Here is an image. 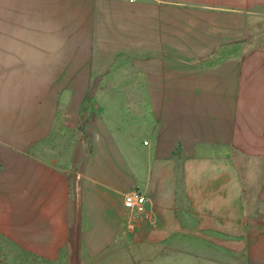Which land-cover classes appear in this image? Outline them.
<instances>
[{
  "label": "crops",
  "instance_id": "crops-1",
  "mask_svg": "<svg viewBox=\"0 0 264 264\" xmlns=\"http://www.w3.org/2000/svg\"><path fill=\"white\" fill-rule=\"evenodd\" d=\"M249 2L0 0L9 68L26 61L45 92L69 94L124 76L147 99L135 105L133 133L121 111L115 119L83 104H24L22 140L1 120L0 234L42 253L63 247V228L82 253L127 228L159 247L176 236L237 237L245 160L262 171L248 198L264 206V104L245 93L258 69L238 55ZM131 190L145 198L144 214L124 207Z\"/></svg>",
  "mask_w": 264,
  "mask_h": 264
},
{
  "label": "rangeland",
  "instance_id": "rangeland-1",
  "mask_svg": "<svg viewBox=\"0 0 264 264\" xmlns=\"http://www.w3.org/2000/svg\"><path fill=\"white\" fill-rule=\"evenodd\" d=\"M249 1L242 10L245 12L242 13L245 17L241 16L244 20L241 19L239 24V63L248 66L250 70L258 69L256 72L251 71L254 76L257 75L253 78L255 88L250 87L245 93L257 94L261 97L257 102L264 104V0ZM11 62L0 55V104H10L4 112L1 111L4 114L0 115V129L3 120L6 128L10 126L9 132L20 136L22 140L23 109L26 104H83L84 107H103V111H110L115 119L121 111V118L128 121V131L134 132L135 105L144 104L147 99L145 94L131 92L132 85L122 83L129 78L112 76L94 81L90 79V85L83 93L45 92L41 80L46 78L26 75L24 65L28 62L13 61L15 66L9 68ZM58 79L65 81L78 78ZM83 111L91 115V110ZM244 120L242 118L240 122ZM246 163L245 160L244 164H240L244 195L241 208L243 215L237 237L224 230L220 232L221 235L208 232L195 238L176 236L164 244L165 247H159V244L144 239L136 230L127 228L130 235L126 238L122 236L108 240L100 252L82 253L73 252L72 237L67 236L71 230L63 228V247L57 252L42 253L28 252L24 246L14 244L0 234V264H264V206L260 203L252 205V197L248 198V194H256L253 189L260 188L257 181L262 171L254 175L253 165Z\"/></svg>",
  "mask_w": 264,
  "mask_h": 264
},
{
  "label": "built area",
  "instance_id": "built-area-1",
  "mask_svg": "<svg viewBox=\"0 0 264 264\" xmlns=\"http://www.w3.org/2000/svg\"><path fill=\"white\" fill-rule=\"evenodd\" d=\"M133 2L134 0H129ZM145 144V143H144ZM123 205L127 210H132L136 214L145 213V198L138 192H129L124 196Z\"/></svg>",
  "mask_w": 264,
  "mask_h": 264
}]
</instances>
